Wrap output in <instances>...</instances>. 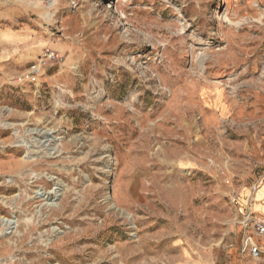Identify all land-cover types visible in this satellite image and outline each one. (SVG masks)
Wrapping results in <instances>:
<instances>
[{
    "label": "rangeland",
    "instance_id": "rangeland-1",
    "mask_svg": "<svg viewBox=\"0 0 264 264\" xmlns=\"http://www.w3.org/2000/svg\"><path fill=\"white\" fill-rule=\"evenodd\" d=\"M25 1L42 44L0 68V264H264L238 223L264 0Z\"/></svg>",
    "mask_w": 264,
    "mask_h": 264
},
{
    "label": "crops",
    "instance_id": "crops-1",
    "mask_svg": "<svg viewBox=\"0 0 264 264\" xmlns=\"http://www.w3.org/2000/svg\"><path fill=\"white\" fill-rule=\"evenodd\" d=\"M40 2L33 0L32 8L38 11ZM27 2L0 0V68L3 70L18 68L26 64L36 54V47L42 44L37 36V26L31 23L20 24V18L26 15ZM40 12V11H39ZM252 190L244 191L243 208L238 223L248 214L258 218L264 216V175L252 185Z\"/></svg>",
    "mask_w": 264,
    "mask_h": 264
},
{
    "label": "built area",
    "instance_id": "built-area-1",
    "mask_svg": "<svg viewBox=\"0 0 264 264\" xmlns=\"http://www.w3.org/2000/svg\"><path fill=\"white\" fill-rule=\"evenodd\" d=\"M48 59H62L54 50H48L37 61L30 64L25 77L36 79L37 73ZM230 182V178L227 179ZM233 200L237 202L236 197ZM242 239L241 250L248 253L253 259L264 261V218H258L252 214L245 215L241 219Z\"/></svg>",
    "mask_w": 264,
    "mask_h": 264
}]
</instances>
